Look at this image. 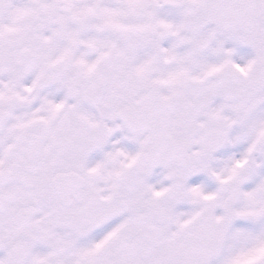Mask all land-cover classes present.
<instances>
[{
  "label": "snow or ice",
  "instance_id": "obj_1",
  "mask_svg": "<svg viewBox=\"0 0 264 264\" xmlns=\"http://www.w3.org/2000/svg\"><path fill=\"white\" fill-rule=\"evenodd\" d=\"M0 264H264V0H0Z\"/></svg>",
  "mask_w": 264,
  "mask_h": 264
}]
</instances>
